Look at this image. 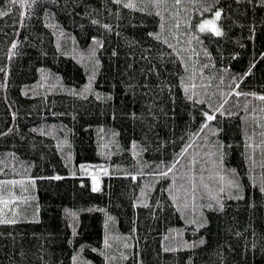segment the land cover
<instances>
[{
	"label": "trees",
	"instance_id": "trees-1",
	"mask_svg": "<svg viewBox=\"0 0 264 264\" xmlns=\"http://www.w3.org/2000/svg\"><path fill=\"white\" fill-rule=\"evenodd\" d=\"M262 97L264 0H0V264H264Z\"/></svg>",
	"mask_w": 264,
	"mask_h": 264
},
{
	"label": "rangeland",
	"instance_id": "rangeland-1",
	"mask_svg": "<svg viewBox=\"0 0 264 264\" xmlns=\"http://www.w3.org/2000/svg\"><path fill=\"white\" fill-rule=\"evenodd\" d=\"M217 13H219V16H217ZM220 17V11H216L213 18H211L208 23L204 22L202 24L203 28L207 29V28H212L211 30L217 32L219 31V24H218V19Z\"/></svg>",
	"mask_w": 264,
	"mask_h": 264
},
{
	"label": "snow or ice",
	"instance_id": "snow-or-ice-1",
	"mask_svg": "<svg viewBox=\"0 0 264 264\" xmlns=\"http://www.w3.org/2000/svg\"><path fill=\"white\" fill-rule=\"evenodd\" d=\"M217 16H219V13H217ZM203 28V26H201ZM220 33L217 32V35H219ZM262 99H264V97H262ZM209 119H211V117H209Z\"/></svg>",
	"mask_w": 264,
	"mask_h": 264
}]
</instances>
